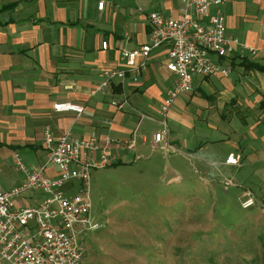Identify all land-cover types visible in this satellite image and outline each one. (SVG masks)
<instances>
[{"label":"crops","instance_id":"obj_1","mask_svg":"<svg viewBox=\"0 0 264 264\" xmlns=\"http://www.w3.org/2000/svg\"><path fill=\"white\" fill-rule=\"evenodd\" d=\"M99 1L0 0V7L14 3L0 9V150L13 152L19 147H35L43 153L38 165L43 164L48 154L42 137L45 127L50 126L56 135L71 130L78 136L95 135L100 140L109 136L127 138L134 131L147 136V140H139L136 149H123L112 144L111 149L119 161L114 165L133 162L138 155H144L149 142L151 152L148 156L152 155L151 139L148 134L140 132V127L144 119L161 124L156 117L161 114V104L175 81L174 73L167 67L169 44L162 43L152 48L147 66L139 75L128 71L123 79L114 78L109 87L99 90L95 87L103 80L102 69L127 67L121 55L122 49L134 48L149 40L151 25L148 13L160 10L180 15V1L147 0L157 6L145 12H140L132 0H104L103 8H99ZM222 8L227 17V32L254 46L256 53L249 54L247 61L235 58L233 62L239 66L238 73L223 86H214L212 79L226 76L196 75L191 93L182 92L190 93L187 105L193 102V97L195 107L202 101L209 102L215 91L228 94L239 82L242 66L256 70L259 76L264 77L263 70L248 65L250 62L264 64V0H228ZM103 40L109 41L107 48L103 47ZM257 54L261 58L257 59ZM204 81L207 87L203 85ZM123 99L126 101L120 107L113 103V100ZM263 99L264 96L259 106L264 110ZM63 100L83 103L85 109L81 114L72 109H55L54 104ZM197 109L206 112L201 127L212 129L207 123L208 108ZM106 117H110L111 122H106ZM197 125L198 122L193 120L192 126ZM263 125L264 122H260L254 128V135L249 136L250 143H247L249 139L243 142L247 147L244 149L242 146L237 154L238 163L227 160L232 149L235 146L237 149L238 140L223 162L210 158L214 155L211 146L204 147L190 137L177 139L178 145H175V140L170 141L172 151L179 147L194 153L199 147L202 151L194 155L200 159L207 157L214 165L224 163L242 168L246 152L259 149L257 131H263ZM242 154L245 159L241 162ZM2 155L0 160L4 171L8 172V158ZM47 170L51 174L58 173V168L52 164ZM217 170L221 175V168ZM23 176V170L19 169L12 186ZM42 196L40 190L28 191L22 199L35 203Z\"/></svg>","mask_w":264,"mask_h":264},{"label":"rangeland","instance_id":"obj_2","mask_svg":"<svg viewBox=\"0 0 264 264\" xmlns=\"http://www.w3.org/2000/svg\"><path fill=\"white\" fill-rule=\"evenodd\" d=\"M132 1L140 12L157 6L147 0ZM236 64L233 62L229 76L213 77V85L223 86L237 75ZM239 77L228 94L215 91L209 102L201 100L195 107V97L187 105L191 92L181 93L166 116L158 114L157 120L167 121L169 142L190 137L204 147L211 146L214 155L210 158L221 162L235 141L237 149L235 146L231 152L237 155L242 146L245 149L243 142L264 122V110L259 106L264 77L244 66ZM203 85L208 84L204 81ZM199 107L208 108L207 123L212 129L201 127L206 112ZM193 120L198 122L196 127ZM161 127L162 122L144 119L140 132L151 139ZM257 133L259 149L247 151L246 159L242 154V168L200 159L195 156L202 151L199 147L195 155L193 150L176 146L175 151L158 148L148 156L149 142L145 154L133 162L114 165L117 160L93 170L92 221L96 225L79 233L87 252L85 264H263L264 125ZM17 151L28 166L41 162L43 153L35 147L0 150L8 158V172L0 160V190L12 186L18 176ZM227 179L232 183L227 184ZM245 190L256 197L250 207L242 205Z\"/></svg>","mask_w":264,"mask_h":264},{"label":"built area","instance_id":"obj_3","mask_svg":"<svg viewBox=\"0 0 264 264\" xmlns=\"http://www.w3.org/2000/svg\"><path fill=\"white\" fill-rule=\"evenodd\" d=\"M179 1L180 15L160 10L148 13L149 40L122 49L127 67L102 69L103 80L95 90L109 87L114 78L123 79L128 71L139 75L147 66L152 48L168 43L167 67L174 73L175 81L161 104V112L166 116L180 93L193 90L196 75L227 76L234 57L256 53L254 46L227 32V17L222 7L228 0ZM98 6L103 8L104 0ZM102 44L107 48L109 41L103 40ZM125 101L113 100V103L120 107ZM54 107L81 114L85 104L63 100ZM105 121L111 122V118L106 117ZM161 122L163 127L152 134V149H173L167 121ZM140 139L147 140V136L134 131L127 138L109 136L100 140L95 135L78 136L71 130L56 135L46 126L42 143L48 155L43 164L28 166L17 151L16 163L24 176L20 182L0 190V264H85L87 252L79 233L96 225L92 221V171L117 161L112 144L136 149ZM227 160L238 163L239 156L232 152ZM50 164L58 168L57 174L48 172ZM226 181L232 183L230 179ZM37 190L43 192L39 201H23L26 192ZM255 202L252 191L246 190L242 205L250 207Z\"/></svg>","mask_w":264,"mask_h":264},{"label":"trees","instance_id":"obj_4","mask_svg":"<svg viewBox=\"0 0 264 264\" xmlns=\"http://www.w3.org/2000/svg\"><path fill=\"white\" fill-rule=\"evenodd\" d=\"M12 5H14V3H9V4H6V5L1 6L0 9H6V8L12 6ZM234 59H235V57L233 58L232 61H234ZM247 59H248L247 57H244V58H243V61H247ZM248 65H249V66H254V67H256V68L261 69V70L264 71V64H262V63H259V62H250ZM262 104H263V106H264V99H263V101H262ZM117 163H118V162H117ZM263 264H264V263H263Z\"/></svg>","mask_w":264,"mask_h":264}]
</instances>
